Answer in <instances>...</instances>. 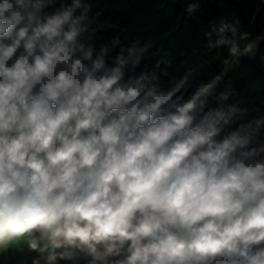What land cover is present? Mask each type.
I'll return each mask as SVG.
<instances>
[{"label":"clouds","instance_id":"9594fccd","mask_svg":"<svg viewBox=\"0 0 264 264\" xmlns=\"http://www.w3.org/2000/svg\"><path fill=\"white\" fill-rule=\"evenodd\" d=\"M56 3L0 0V251L26 245L45 264H264V119L218 139L243 110L209 107L215 81L184 100L186 76L168 90L155 71L125 80L149 45L115 38L95 53L80 39L88 0L44 11ZM214 31L209 48L241 54L225 36L234 26Z\"/></svg>","mask_w":264,"mask_h":264},{"label":"trees","instance_id":"16d2710c","mask_svg":"<svg viewBox=\"0 0 264 264\" xmlns=\"http://www.w3.org/2000/svg\"><path fill=\"white\" fill-rule=\"evenodd\" d=\"M61 2L67 4L71 0H57L54 7L44 11L54 12ZM88 2L91 4L89 16L93 18V23L90 32L82 34L81 41L93 45L95 53L102 47H110L115 38H119L125 47L135 41L139 42V46L149 45L148 52L135 68L131 64L126 67L125 80L131 75L155 71L159 76L161 89L168 90L186 76L184 88L177 93L182 94L184 100L190 98L198 88L214 82L235 59L230 55L229 45L208 47V33H211L213 41L218 39L214 28L218 29L225 23L234 26L237 29L235 37L231 31H226L225 36L235 39L241 52L264 34V0ZM190 5L195 6L194 11H189ZM18 30L19 26L13 30L12 35ZM241 34H246L247 38L241 39ZM19 51L22 49L18 50L17 55ZM118 52L119 47L111 49L109 62ZM11 63L12 61L8 62L9 66ZM221 93H226L228 99L219 101ZM221 104L235 105L243 110V114L237 115L218 139L242 123L264 119V39L212 90L209 107ZM256 139L264 143V127L260 129ZM252 146L256 144L253 143ZM261 159H264V154ZM0 264H5L1 258Z\"/></svg>","mask_w":264,"mask_h":264},{"label":"rangeland","instance_id":"374dc122","mask_svg":"<svg viewBox=\"0 0 264 264\" xmlns=\"http://www.w3.org/2000/svg\"><path fill=\"white\" fill-rule=\"evenodd\" d=\"M264 39V34L259 36L251 44L255 49ZM249 54V53H248ZM244 54L243 51L234 61L224 70V72L215 80V89L219 81L231 73V71L248 55ZM213 83V82H212ZM0 258L5 262V264H33V260L40 259V264H45L44 259L41 257L40 253L37 251H30L26 245H21L19 247L13 246L7 250L0 251ZM120 257H114L112 259H119ZM79 264L77 257L73 260L60 259L57 264Z\"/></svg>","mask_w":264,"mask_h":264},{"label":"crops","instance_id":"0c3cea01","mask_svg":"<svg viewBox=\"0 0 264 264\" xmlns=\"http://www.w3.org/2000/svg\"><path fill=\"white\" fill-rule=\"evenodd\" d=\"M77 259L79 261V264H89V261H90L91 258L90 257H86L83 254H79L77 256ZM77 264H78V262H77Z\"/></svg>","mask_w":264,"mask_h":264}]
</instances>
